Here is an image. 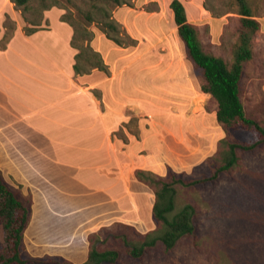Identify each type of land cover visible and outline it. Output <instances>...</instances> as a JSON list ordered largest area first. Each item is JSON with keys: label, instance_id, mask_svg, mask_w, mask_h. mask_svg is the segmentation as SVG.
<instances>
[{"label": "rangeland", "instance_id": "rangeland-1", "mask_svg": "<svg viewBox=\"0 0 264 264\" xmlns=\"http://www.w3.org/2000/svg\"><path fill=\"white\" fill-rule=\"evenodd\" d=\"M170 1L130 0V6H121L113 11L114 19L122 26L127 36L134 41V45L129 47L113 45L97 27L90 25L89 29L95 35L91 45L96 50L100 49L101 57L106 58L108 63L105 64L109 66L108 75L109 70L110 72L115 71V78L111 84L117 90L110 105L115 108L116 114H121V120H124L122 127H120L124 135L129 134L131 139L138 142L140 138L138 130L141 129V132L148 131L149 135H145L143 138L145 142L146 138L156 136V131H160V134L162 133L168 142L165 150L171 149L172 151V153L166 152V154L173 164H176L175 161L183 162L181 158L183 152L188 151L189 154H196L193 169H191L192 166H188L179 168L185 172H174L188 179H198L209 176L214 167L220 164L221 156L216 153L218 141L226 137L228 140H233L235 137L226 136L217 123L215 117L216 104L211 97L195 99L190 111L194 114H201L186 118L185 113H182L185 109L184 104L191 96V86L198 89L199 82L194 75L192 65L185 60L184 46L177 37L173 15L169 8ZM179 1L185 8L188 21L198 28L199 41L204 51L222 58L230 66L233 46L237 40V19L239 16L236 14V1ZM246 1L255 19L260 23V31L253 40V58L245 66L241 101L247 116L264 121V0ZM0 2L3 1L0 0ZM74 2L82 10L86 9L80 0H74ZM61 5L62 8L60 9L46 10L48 12L47 19L45 17L46 11L42 13L43 29L49 28L50 32L44 35L31 36L26 40L30 48L48 49L63 46L60 38H63L65 33L61 28V15L65 13L66 16L69 14L74 16L76 10L64 1L61 2ZM16 14L21 27L24 26L26 23L21 13L16 10ZM25 16L28 17V13ZM6 17H9L11 21L14 20L5 13L3 24ZM44 20H46L45 23H43ZM12 22L16 26V21ZM63 23L70 27L67 23ZM7 32H10V29ZM155 38L161 39L158 45H156ZM21 41L24 40L18 38L10 52L0 54V66H3L5 70L0 81H10V69L21 57V54L17 53L19 49H22L18 44ZM118 57H121V60L117 61ZM113 61L114 64L111 66ZM181 62L187 66L193 85L184 80V73L180 69ZM140 63L146 66L156 64L157 69L162 68V78L164 79L162 101L158 99L160 92L149 89L144 78H141L140 75L132 78L131 67ZM170 64L177 68V77L180 79L179 86L174 84L172 86L165 81L170 80L168 76L172 74L169 72L170 70L166 69ZM46 66L44 61L37 65L42 70L46 69ZM122 67H126V69L119 71ZM102 78H105L103 72ZM120 88H123L122 93L118 92ZM91 91L93 94L100 95L99 91ZM176 96H179V105L177 106L171 104L172 99L174 100ZM125 103H138L145 114L149 116L144 115L142 111L126 110L123 108ZM172 106L178 107V111L182 113L179 117L171 116V113L177 111H173ZM122 109L126 111H122ZM152 123L155 124L156 131L146 127ZM165 127L175 129L169 134ZM118 137L116 134V138L120 139ZM208 138L211 142L219 139L215 153L211 159H206L205 162L197 165L202 155L206 153V150L201 149H205ZM126 140L124 144H128V138ZM148 143L146 142L145 145ZM165 150L161 144L159 151L164 154ZM68 154L73 155L74 153ZM142 155L143 159L140 155L138 158L147 165L150 154L144 153ZM236 155L237 164L228 172L219 174L215 180L190 187L176 185V209L181 208L184 204L193 206L195 231L191 236L182 237L171 250L165 251L161 244L157 243L154 247L148 248L139 259L129 258L124 241L137 242L143 234L155 229L150 216L151 206H148V203L150 205V197L153 196L151 189L146 186L148 191L146 200H148H145L141 206L142 209L136 212L142 225L114 222L105 230L92 231L98 223L105 222L103 217H98V214L106 210L108 206L116 204L120 199L122 184L118 182V190L115 188V195L112 198L113 189L102 190L103 186L107 187L106 184H101L102 177H97L91 172H85L82 176L84 181L82 190H76L79 185L75 183L74 189L69 190L71 186H68L65 192L61 193L59 202L61 206L57 211L58 216L55 217L60 222L59 230L62 231L57 236H60L58 240L60 241L61 238L64 242L55 249L45 248L44 250L48 251L46 253L50 254L42 257H55L56 255L51 254H58L72 264H83L87 258L88 237L97 233L94 246L98 250H116L118 252L116 264H264V145L253 151L239 150ZM120 177L116 176V179L121 180ZM96 179L99 184L95 183ZM90 186L93 188L97 186L98 195L94 190H90ZM77 224L79 225L77 226ZM74 235L77 236L76 242L71 244L66 241ZM80 236L84 237L82 240H85V245L82 242L79 243ZM52 250L59 252H49ZM24 251L31 256L25 246ZM63 252L64 254H62ZM69 257H72L74 261L70 260Z\"/></svg>", "mask_w": 264, "mask_h": 264}, {"label": "crops", "instance_id": "crops-1", "mask_svg": "<svg viewBox=\"0 0 264 264\" xmlns=\"http://www.w3.org/2000/svg\"><path fill=\"white\" fill-rule=\"evenodd\" d=\"M2 1L0 2V39L5 31L3 28L5 13L14 19L12 21H16V26L5 49H0V54L10 52L18 38L24 40L21 41L24 43H18L22 47L17 51L21 57L10 69V81H0V172L10 185L19 187L23 195L30 196L28 229L26 228V233L24 231L25 236L23 234V244L27 252L33 257H42L50 254L46 253L48 251H45V248L55 249L64 242L61 238L60 241L58 240L60 236H57L62 231L59 230L61 224L55 217L58 216L57 211L61 206L59 203L61 193L65 192L68 186H71L69 190L74 189L76 184L79 185L76 190H82L84 182L82 176L85 172L102 177L101 184L107 185V187L103 186L102 190L113 189L112 198L115 195V188L118 190V182L122 184L120 199L98 214V217H103L105 222L98 223L92 231L97 232L102 228L110 227L114 222L142 225L136 212L142 209L148 191L145 185L135 179L134 171L139 169L164 177L167 168L175 172H181L182 169L179 168L188 166H192L193 169L196 154L183 152L181 155L183 162L175 161L176 164H173L166 154V152L172 153L171 149L165 150L168 142L160 131L155 130L154 123L146 127L154 129L156 136L146 138L145 142L143 138L149 135V132H141V129L138 130L140 137L138 142L131 139L129 134L126 135L128 144L117 139L114 133L122 127L124 120H121V114H116L115 108L110 105L117 90L111 84L115 78V71L109 70V75L105 74V78H102V72L98 70H93L88 75L74 76L72 64L75 53L69 46L71 28L61 22V28L65 33L64 37L60 38L63 44L61 47L30 48L26 40L31 36L49 33L50 29L45 28L26 35L22 31L23 26L20 25L13 4L9 0ZM47 15L46 11L45 17ZM159 40L161 39L155 38L156 45L160 43ZM91 47L93 48L92 45ZM94 50L102 54L100 49ZM103 60L107 62L105 57ZM119 60L121 57L117 58V61ZM43 61L47 64L44 70L37 67L39 62ZM111 64L113 66L114 61ZM124 69L126 67H122L119 71ZM166 69L172 73L168 76L170 80H165L166 83L179 86L177 68L170 64ZM180 69L184 73V80L193 85L184 62H181ZM4 71L3 66H0V77L4 75ZM131 71L132 78L140 75L146 80L149 89L159 91L158 99L162 101L164 82L162 68L157 69L156 64L146 66L140 63L132 66ZM191 89V96L182 111L186 118L201 114L190 111L196 98L210 97L201 93L199 88L191 86ZM91 90L99 91L100 95L93 94ZM175 91L179 94L177 90ZM118 92L122 93L123 88L118 89ZM171 104L179 105V96L172 99ZM175 106L171 109L177 111L171 113V116L179 117L182 113ZM123 108L135 112L142 111L146 115L138 103H125ZM126 110L122 109V111ZM165 129L171 134L175 128L165 127ZM218 140L211 142L209 138L206 139V147L201 149L206 150V153L202 155L197 165L215 153ZM146 142L148 145H145ZM161 144L164 146V154L159 151ZM144 153L150 154L147 165L142 161ZM138 155L142 159H139ZM116 176L123 178L120 177L119 180ZM95 183L99 184V181L96 179ZM90 190H94L98 195L97 186L94 188L90 186ZM153 199V196L150 197V205L148 203L151 208ZM82 238L84 237L80 236L79 243L85 245V240ZM76 240L77 236L74 235L66 241L72 244ZM51 255L61 257L58 254ZM69 259L74 261L72 257Z\"/></svg>", "mask_w": 264, "mask_h": 264}, {"label": "trees", "instance_id": "trees-1", "mask_svg": "<svg viewBox=\"0 0 264 264\" xmlns=\"http://www.w3.org/2000/svg\"><path fill=\"white\" fill-rule=\"evenodd\" d=\"M9 1L14 9L21 13L26 23L22 31L26 35L43 29L42 13L52 8H62V1L75 8L74 16H66L64 13L60 18V21L72 28L69 45L75 51L72 64L74 76L88 75L93 70L108 74V66L103 58L91 47L94 34L89 29L90 25L97 27L106 39L119 47L134 45V41L113 17V11L121 6H130V0H80L86 7L85 10L79 8L74 0ZM235 1L236 14L239 17L237 40L233 46L230 66L222 58L204 51L199 41L198 28L188 21L183 4L179 0H171L169 3L177 37L184 46L185 58L192 65L200 91L210 95L215 102L216 121L223 132L226 136L235 138L228 140L226 137L218 141L216 153L221 156V162L207 177L188 179L170 168H167L164 177L144 170L134 171L135 179L153 193L150 216L155 229L143 234L137 242L124 241L129 258H141L148 248L157 243H160L165 251H169L182 237L193 235L194 208L190 204H184L176 209V185L190 187L215 180L219 174L228 172L237 164V151H253L264 145V121L247 116L241 101L245 66L253 58V40L260 31V23L255 19L246 0ZM26 13L28 17L25 16ZM3 28L5 31L0 39L1 50L5 49L14 30V24L9 17H6ZM8 29L10 32H7ZM114 134L126 143V136L121 128ZM211 158L212 156L208 159ZM30 211L29 194L23 195L20 188L10 185L0 172V264H72L61 257L36 258L26 254L23 234L28 226ZM97 235L93 233L88 237V253L83 264H116V250H98L94 246Z\"/></svg>", "mask_w": 264, "mask_h": 264}]
</instances>
